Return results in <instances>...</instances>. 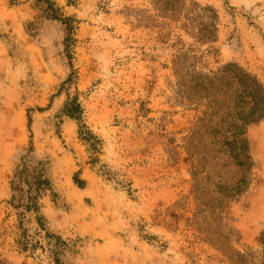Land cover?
I'll use <instances>...</instances> for the list:
<instances>
[{"label": "rangeland", "instance_id": "obj_1", "mask_svg": "<svg viewBox=\"0 0 264 264\" xmlns=\"http://www.w3.org/2000/svg\"><path fill=\"white\" fill-rule=\"evenodd\" d=\"M18 1L0 0V264H264V118L230 137L235 110L214 115L190 82L230 66L264 89V0H52L78 21L72 49ZM77 92L95 165L63 113ZM31 134L51 189L21 219Z\"/></svg>", "mask_w": 264, "mask_h": 264}, {"label": "trees", "instance_id": "obj_2", "mask_svg": "<svg viewBox=\"0 0 264 264\" xmlns=\"http://www.w3.org/2000/svg\"><path fill=\"white\" fill-rule=\"evenodd\" d=\"M67 2L71 5L74 4L76 0H67ZM18 3V0H11L10 2L12 5H18ZM35 3L38 8L45 12L49 19L60 21L62 23L67 32V48L72 49L78 21L74 17H66V15L62 13L63 8L52 0H37ZM229 68L230 66H226L220 75H214L213 77H210L209 80L198 77V81L191 80L190 82L194 88H199L201 90L202 96L209 94L208 98H210V104L214 103L215 108L218 109V112L215 111L214 115L220 116L218 114L219 111H223L224 109L229 111L230 107H232L231 110H235L234 113H227V120H223V122L225 121V124L229 123L231 125L229 131L231 132L230 137L242 140V134H240L242 127L264 118V98L260 99V93H263L264 89L254 78L244 74L240 75L237 72L230 73ZM241 79L246 83H242ZM65 83L66 84H63L61 89L64 85H71V80L68 79ZM242 84H249L251 89H257L258 91L252 93L249 97V106L244 113L237 111V109H240L241 104L239 99L236 101V91L240 88L242 89ZM244 87L245 89L249 88L247 86ZM60 92L62 91L60 90ZM231 93H234V104L232 106H227L226 101H232L233 96H230ZM248 93L250 95L249 90ZM63 113L77 123L79 139L88 147L91 162L95 165L99 162V155L102 151L103 142L86 123L85 109L80 100L79 92L74 96L68 97ZM31 124L32 120L29 119L28 127L30 132ZM32 140L33 135L31 134L29 150L27 151V154L22 157L21 163L14 171L11 180V190L13 195L10 204L14 209L23 210V212L19 214L21 219L25 217V213L27 212L40 214V201L51 189L49 179L44 176L43 170L39 167H34L30 160L32 156L31 154L34 152V144ZM79 182L80 180L76 179V183ZM23 248V250L28 248L25 243H23Z\"/></svg>", "mask_w": 264, "mask_h": 264}]
</instances>
